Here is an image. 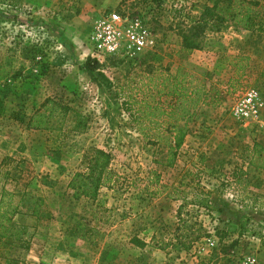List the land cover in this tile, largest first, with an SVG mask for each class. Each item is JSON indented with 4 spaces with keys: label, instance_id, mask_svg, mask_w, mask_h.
I'll use <instances>...</instances> for the list:
<instances>
[{
    "label": "rangeland",
    "instance_id": "obj_1",
    "mask_svg": "<svg viewBox=\"0 0 264 264\" xmlns=\"http://www.w3.org/2000/svg\"><path fill=\"white\" fill-rule=\"evenodd\" d=\"M213 1L0 0V191L28 194L13 217L21 240L0 241V264H264V169L246 156L254 142L264 147V127L230 114L246 89L264 103V30L207 29L186 53L183 29ZM111 15L119 51L94 57L88 34ZM135 21L151 42L139 53L123 36ZM223 54L249 57L237 82L228 84L235 74ZM143 59L219 90L218 102L193 111L173 167L155 162L163 147L144 140L117 97L120 84L139 85ZM39 114L49 122L35 128ZM261 114L264 126V104ZM93 148L111 154L106 183L94 199L68 197ZM243 215L258 235H239Z\"/></svg>",
    "mask_w": 264,
    "mask_h": 264
},
{
    "label": "trees",
    "instance_id": "obj_2",
    "mask_svg": "<svg viewBox=\"0 0 264 264\" xmlns=\"http://www.w3.org/2000/svg\"><path fill=\"white\" fill-rule=\"evenodd\" d=\"M146 2L147 0H135ZM158 2L160 0H157ZM230 23L233 26L246 30H264V3L261 0H214L210 6H205L200 17L189 27L184 28L183 42L181 49L190 53L199 45L205 31L220 30L222 26ZM141 76L137 81L138 86L120 84L117 89V97L121 100L123 110L128 114L135 128L142 135L145 141L157 147H163L161 159L154 157L160 165L173 167L176 163L177 151L181 147L188 131V121L193 111L201 104L219 101V90L206 88L202 81L196 79L193 74L182 70L175 75L159 71L153 63L144 59ZM220 62L227 63L233 67L234 79L229 83L244 76L250 59L244 54H223ZM87 70H94L96 66L84 65ZM166 70V69H165ZM264 76V73H262ZM135 87V88H133ZM235 90V88H232ZM55 106V105H53ZM62 110V109H61ZM60 110V112H61ZM5 112L3 101L0 99V116ZM51 113L47 116L50 117ZM35 128L42 124H48L44 114L35 116ZM248 163L255 169H264V147L254 142L246 150ZM111 161V154L100 148L91 149L88 157V164L85 171L72 174L66 185L65 195L73 199L81 197L94 199L100 187L107 181L108 167ZM155 175L157 188L164 187L159 181V174ZM157 193H161L158 191ZM28 194L17 195L12 190L2 188L0 191V241L9 243L19 242L25 228L22 224H16L13 217L21 213L24 198ZM36 201L42 203V199L35 198L30 214L39 215V208ZM262 206L264 207V197ZM28 208V209H30ZM27 209V210H28ZM248 216H241L239 223V235L249 233L258 235L254 229L259 224H250ZM224 235V234H223ZM260 235V234H259ZM140 247L144 242L133 239ZM207 264H211L208 262Z\"/></svg>",
    "mask_w": 264,
    "mask_h": 264
},
{
    "label": "built area",
    "instance_id": "obj_3",
    "mask_svg": "<svg viewBox=\"0 0 264 264\" xmlns=\"http://www.w3.org/2000/svg\"><path fill=\"white\" fill-rule=\"evenodd\" d=\"M117 16L101 17L93 24L87 41L94 57H106L118 53L120 47V32L117 29ZM123 36L129 39L127 47L129 51L141 52L151 43L147 38V32L135 21L129 24L123 31ZM263 101L255 89H246L237 94L234 104L230 109L231 116L240 124L252 123L262 129L263 120L261 109Z\"/></svg>",
    "mask_w": 264,
    "mask_h": 264
}]
</instances>
